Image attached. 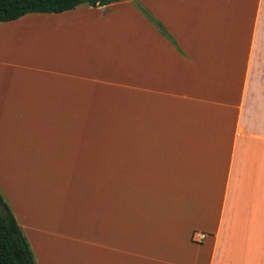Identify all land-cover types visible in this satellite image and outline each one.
I'll return each mask as SVG.
<instances>
[{
	"label": "crops",
	"instance_id": "crops-1",
	"mask_svg": "<svg viewBox=\"0 0 264 264\" xmlns=\"http://www.w3.org/2000/svg\"><path fill=\"white\" fill-rule=\"evenodd\" d=\"M0 197L36 264H264V0L0 22Z\"/></svg>",
	"mask_w": 264,
	"mask_h": 264
},
{
	"label": "trees",
	"instance_id": "trees-1",
	"mask_svg": "<svg viewBox=\"0 0 264 264\" xmlns=\"http://www.w3.org/2000/svg\"><path fill=\"white\" fill-rule=\"evenodd\" d=\"M121 0H0V22L30 13H62L79 5L105 6ZM0 264H36L30 244L0 197Z\"/></svg>",
	"mask_w": 264,
	"mask_h": 264
}]
</instances>
